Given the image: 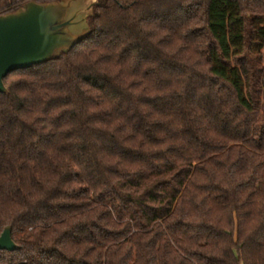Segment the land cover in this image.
Instances as JSON below:
<instances>
[{
    "label": "trees",
    "instance_id": "obj_1",
    "mask_svg": "<svg viewBox=\"0 0 264 264\" xmlns=\"http://www.w3.org/2000/svg\"><path fill=\"white\" fill-rule=\"evenodd\" d=\"M35 1L0 0V16ZM0 94V264H264V0H97Z\"/></svg>",
    "mask_w": 264,
    "mask_h": 264
},
{
    "label": "water",
    "instance_id": "obj_2",
    "mask_svg": "<svg viewBox=\"0 0 264 264\" xmlns=\"http://www.w3.org/2000/svg\"><path fill=\"white\" fill-rule=\"evenodd\" d=\"M97 0L30 1L0 16V94L11 73L44 65L80 45L89 35L88 19ZM11 227L0 236V251L14 252Z\"/></svg>",
    "mask_w": 264,
    "mask_h": 264
}]
</instances>
